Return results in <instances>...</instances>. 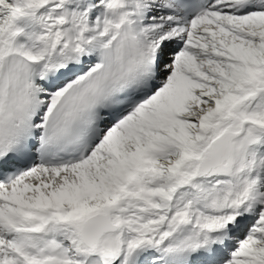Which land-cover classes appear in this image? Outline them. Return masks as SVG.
Instances as JSON below:
<instances>
[{"label":"snow or ice","instance_id":"6c2138e0","mask_svg":"<svg viewBox=\"0 0 264 264\" xmlns=\"http://www.w3.org/2000/svg\"><path fill=\"white\" fill-rule=\"evenodd\" d=\"M0 264H264V0H0Z\"/></svg>","mask_w":264,"mask_h":264}]
</instances>
